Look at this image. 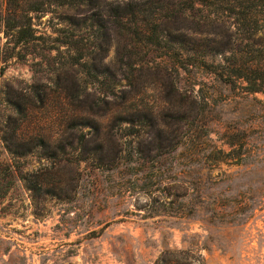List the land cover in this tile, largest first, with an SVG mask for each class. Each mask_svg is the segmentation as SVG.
<instances>
[{
  "label": "rangeland",
  "instance_id": "374dc122",
  "mask_svg": "<svg viewBox=\"0 0 264 264\" xmlns=\"http://www.w3.org/2000/svg\"><path fill=\"white\" fill-rule=\"evenodd\" d=\"M191 1L0 0V264H264V32Z\"/></svg>",
  "mask_w": 264,
  "mask_h": 264
},
{
  "label": "trees",
  "instance_id": "16d2710c",
  "mask_svg": "<svg viewBox=\"0 0 264 264\" xmlns=\"http://www.w3.org/2000/svg\"><path fill=\"white\" fill-rule=\"evenodd\" d=\"M224 4V10L233 14L238 30L245 33L249 43H255V35L264 32V0H218ZM195 0L190 2V7H194ZM180 9H175L174 13ZM2 24L4 27L3 33L12 39L13 48L27 45L39 39L40 36L35 34L34 29L28 20H25L23 15L17 9H8L4 12ZM173 14V13H172ZM116 26L120 30H126L129 34H140L141 29L143 34L146 33L147 28L139 26L132 30L128 22L124 20L123 16L116 20ZM257 51H261L258 49ZM18 59H25V54L20 50L13 55ZM233 56V54H232ZM221 69L215 70V73L225 83L231 86L238 85L242 81L246 91L264 93V58L259 60H230L226 65L220 64ZM11 167L8 162L0 161V184L3 186L4 193L10 186ZM1 193V194H2Z\"/></svg>",
  "mask_w": 264,
  "mask_h": 264
}]
</instances>
